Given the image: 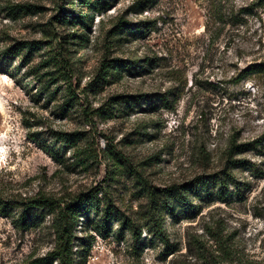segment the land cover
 <instances>
[{
  "label": "rangeland",
  "instance_id": "rangeland-1",
  "mask_svg": "<svg viewBox=\"0 0 264 264\" xmlns=\"http://www.w3.org/2000/svg\"><path fill=\"white\" fill-rule=\"evenodd\" d=\"M17 4L33 7L13 17ZM96 6L0 0V60L9 64L8 73L0 72V196L13 205L94 190L141 221L144 185L186 190L201 175L231 169L239 184L226 199L209 185L199 194L188 190L175 214L165 212L166 241L146 228L135 241L117 218L92 211L90 230L79 225L76 232V264H264V73L240 75L264 62V0H100ZM65 8L83 12L74 27L62 23ZM120 19L142 32L111 39ZM47 29L55 35L46 37ZM71 34L66 80L44 66L52 47L25 58L26 50L15 52L21 41L52 39L55 54ZM105 56L125 65L100 81ZM234 135L250 144L235 154L244 165L230 168ZM79 149L92 153L84 164L75 157ZM19 211L20 205L0 214V264H25L55 244L53 213L34 208L33 224L22 226Z\"/></svg>",
  "mask_w": 264,
  "mask_h": 264
},
{
  "label": "trees",
  "instance_id": "trees-1",
  "mask_svg": "<svg viewBox=\"0 0 264 264\" xmlns=\"http://www.w3.org/2000/svg\"><path fill=\"white\" fill-rule=\"evenodd\" d=\"M81 6V10L84 6L92 7L94 11H98L97 2L100 0H78ZM33 5H23L17 4L13 6V17L22 16L23 14L30 12ZM64 11L67 13L62 19L61 17L58 20H62V23H70L72 26H75V20L80 16H83L82 11H72L71 9L65 8ZM60 16V15H59ZM69 17L72 18L68 19ZM138 27V29H137ZM141 25L134 26L131 25L128 21L120 19L119 22L115 25V28L109 31V37L111 39L119 36L120 33L126 31L142 32ZM48 33L46 37H51L55 34ZM68 36V37H66ZM62 37L63 41L60 43V51L53 54L54 45L52 39L47 41L36 40V41H21L17 45L16 54L22 55L26 50L28 53L22 55L23 58L34 54V52L41 51V49L50 46L49 50L45 51L47 59L45 65L47 67H56L55 72L50 74L60 73V78L66 80L68 79L69 71L72 69V59L70 54L69 40L71 35H66ZM58 36L56 37V39ZM112 42V41H111ZM55 52V51H54ZM137 62V61H132ZM123 61L117 58H108L105 56L100 67V81L108 79L114 73H116L122 66H124ZM0 72L8 73L9 64L7 57L0 60ZM264 73V62L255 63L249 65L244 69L240 75L248 74H257L261 75ZM71 90V89H70ZM73 93L71 92V95ZM121 96L115 98L113 102L108 107L110 111V116H113L116 111L117 103L121 101ZM86 111V110H85ZM109 111H105V114H108ZM70 135V138L77 136L78 133L67 134ZM254 147L258 146L254 142ZM250 143L238 141L237 136H232L228 146V155L229 162L233 163L230 168L241 167L244 164L243 160L234 159L235 154H238L242 151L245 145ZM86 149H79L75 153L76 158L83 157L81 163H85L86 159L92 156V153L87 155ZM264 176V175H263ZM239 180L234 173L231 172V169L225 168L221 172H210L204 175H201L193 180H191L187 185L184 186L186 190H183L177 185H169L166 187H160L153 184L144 185L143 189L146 197V205L143 209L144 212L141 217V221L137 220L131 215L126 214L122 209L116 205L115 201L111 198L105 197L101 198L99 196V191L90 190L87 192H82L72 199H63L56 200L54 198L38 195L36 197L25 198L22 202L13 205H10L6 202L5 199L0 196V214L9 215L12 214L14 207L20 205L21 211L17 214V222L22 226L31 225L34 222L35 216L33 214V209H42L49 210L53 213L52 227L53 233L55 235V244L51 250H49L45 255L30 257L25 264H76V254L77 250L75 247L76 232L79 225L85 226L86 230L88 228V221L91 219V212L98 211L101 212L103 219H112L113 217L117 218L119 227L121 231L126 229L132 233V237L135 241H139L142 237L143 229L146 228L150 233L155 236H159L162 241H166V229H165V212L168 210L170 214H175L177 202L184 201L185 193L188 190H197L196 193H202L205 188H208L209 185H214L219 193L221 199H226L228 197L229 188L231 186H238ZM181 198V199H180ZM9 202V201H8ZM37 217V216H36ZM82 218H88L87 221H82ZM83 224H82V223ZM88 232V231H87Z\"/></svg>",
  "mask_w": 264,
  "mask_h": 264
}]
</instances>
